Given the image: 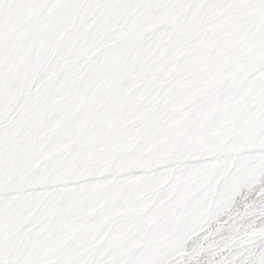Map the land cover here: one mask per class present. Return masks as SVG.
<instances>
[{
    "label": "snow or ice",
    "instance_id": "snow-or-ice-1",
    "mask_svg": "<svg viewBox=\"0 0 264 264\" xmlns=\"http://www.w3.org/2000/svg\"><path fill=\"white\" fill-rule=\"evenodd\" d=\"M0 264H264V0H0Z\"/></svg>",
    "mask_w": 264,
    "mask_h": 264
}]
</instances>
